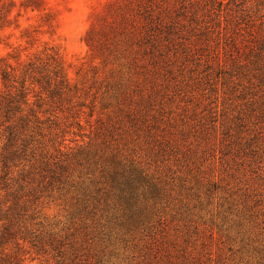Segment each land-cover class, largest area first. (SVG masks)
<instances>
[{
	"label": "rangeland",
	"instance_id": "rangeland-1",
	"mask_svg": "<svg viewBox=\"0 0 264 264\" xmlns=\"http://www.w3.org/2000/svg\"><path fill=\"white\" fill-rule=\"evenodd\" d=\"M121 1L0 0V71L55 47L77 86L0 174V264H264V0H163L125 95L84 41Z\"/></svg>",
	"mask_w": 264,
	"mask_h": 264
},
{
	"label": "trees",
	"instance_id": "trees-1",
	"mask_svg": "<svg viewBox=\"0 0 264 264\" xmlns=\"http://www.w3.org/2000/svg\"><path fill=\"white\" fill-rule=\"evenodd\" d=\"M122 0L107 8L112 18L108 28L98 31L91 27L85 43L93 58L102 59L105 67L117 64L111 70V78L121 95L127 93L125 86L138 82L141 68L155 66L163 55V41L172 37L171 8L164 1ZM168 48V47H167ZM12 58L16 66L5 59L0 71L3 91L0 95V174L7 178L12 166L24 162H41L38 153L46 132L52 134L56 121L51 113L54 106L75 94L77 86L70 76V66L55 47H46L34 58L23 60L19 52ZM125 69L127 70L125 73ZM146 77V74L143 76ZM135 83V84H136ZM110 86L111 83H110ZM58 107V106H57ZM81 126V125H79ZM28 153L34 159L28 160ZM38 153V154H37ZM118 171L111 177V185L121 184Z\"/></svg>",
	"mask_w": 264,
	"mask_h": 264
}]
</instances>
